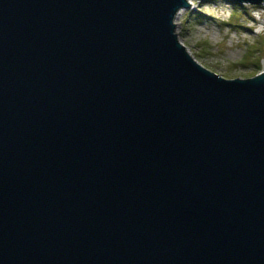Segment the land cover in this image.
<instances>
[{
    "label": "water",
    "instance_id": "obj_1",
    "mask_svg": "<svg viewBox=\"0 0 264 264\" xmlns=\"http://www.w3.org/2000/svg\"><path fill=\"white\" fill-rule=\"evenodd\" d=\"M190 4L0 0V264H264V71L198 63Z\"/></svg>",
    "mask_w": 264,
    "mask_h": 264
},
{
    "label": "rangeland",
    "instance_id": "obj_2",
    "mask_svg": "<svg viewBox=\"0 0 264 264\" xmlns=\"http://www.w3.org/2000/svg\"><path fill=\"white\" fill-rule=\"evenodd\" d=\"M264 6L234 0H194L175 19L192 57L227 79L264 71Z\"/></svg>",
    "mask_w": 264,
    "mask_h": 264
},
{
    "label": "bare ground",
    "instance_id": "obj_3",
    "mask_svg": "<svg viewBox=\"0 0 264 264\" xmlns=\"http://www.w3.org/2000/svg\"><path fill=\"white\" fill-rule=\"evenodd\" d=\"M193 1H194V0H187V2L191 3L190 5H192ZM260 5L264 6V0L260 3ZM184 12H185V8H181V9L177 12L175 19H177L178 16H181ZM259 28H260V30H263V29H264V23H262V24L260 25ZM189 53H190V52H189Z\"/></svg>",
    "mask_w": 264,
    "mask_h": 264
}]
</instances>
